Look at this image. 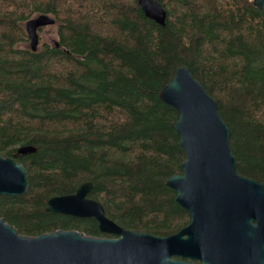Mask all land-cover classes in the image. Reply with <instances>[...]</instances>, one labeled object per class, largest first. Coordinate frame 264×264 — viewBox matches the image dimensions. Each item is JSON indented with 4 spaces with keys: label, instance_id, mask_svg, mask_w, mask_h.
Here are the masks:
<instances>
[{
    "label": "trees",
    "instance_id": "trees-1",
    "mask_svg": "<svg viewBox=\"0 0 264 264\" xmlns=\"http://www.w3.org/2000/svg\"><path fill=\"white\" fill-rule=\"evenodd\" d=\"M156 1L163 26L136 0H0V155L27 176L23 195H0V217L19 234L113 237L93 218L45 210L85 182L125 230L165 237L188 224L165 184L185 159L178 113L158 97L180 66L228 124L237 172L264 184V14L252 0ZM40 14L58 45L32 52L24 24ZM24 145L36 152L17 155Z\"/></svg>",
    "mask_w": 264,
    "mask_h": 264
},
{
    "label": "water",
    "instance_id": "water-1",
    "mask_svg": "<svg viewBox=\"0 0 264 264\" xmlns=\"http://www.w3.org/2000/svg\"><path fill=\"white\" fill-rule=\"evenodd\" d=\"M136 1L145 17L164 25L166 12L156 0ZM252 3L264 14V0ZM52 25L54 19L47 14L25 22L30 51L38 49V30ZM158 97L178 113L171 127L185 159L182 173L165 184L188 212V224L165 237L125 230L87 197L91 183L85 182L72 194L49 198L45 210L93 218L100 232L113 237L62 229L29 237L0 217V264H264V184L237 172L229 126L216 102L186 66L177 68ZM35 152L31 145L16 148L21 156ZM26 189L23 165L0 155V195L21 196Z\"/></svg>",
    "mask_w": 264,
    "mask_h": 264
},
{
    "label": "rangeland",
    "instance_id": "rangeland-1",
    "mask_svg": "<svg viewBox=\"0 0 264 264\" xmlns=\"http://www.w3.org/2000/svg\"><path fill=\"white\" fill-rule=\"evenodd\" d=\"M35 16L37 15H34L33 17ZM56 30H57L56 24L52 26H45L39 29L38 30V36H39V46L38 47H40L42 44H48V45L55 44L57 42L56 41L57 40ZM24 46L28 47V43L24 44Z\"/></svg>",
    "mask_w": 264,
    "mask_h": 264
},
{
    "label": "flooded vegetation",
    "instance_id": "flooded-vegetation-1",
    "mask_svg": "<svg viewBox=\"0 0 264 264\" xmlns=\"http://www.w3.org/2000/svg\"><path fill=\"white\" fill-rule=\"evenodd\" d=\"M173 259L184 260V261H187V262H190V261H191V260H189V259H182V258H179V257H173Z\"/></svg>",
    "mask_w": 264,
    "mask_h": 264
},
{
    "label": "bare ground",
    "instance_id": "bare-ground-1",
    "mask_svg": "<svg viewBox=\"0 0 264 264\" xmlns=\"http://www.w3.org/2000/svg\"><path fill=\"white\" fill-rule=\"evenodd\" d=\"M62 60H64V59H62ZM62 60H61V61H62ZM66 60H67V59H66ZM68 61H69V60H68ZM19 197H20V196H19Z\"/></svg>",
    "mask_w": 264,
    "mask_h": 264
}]
</instances>
